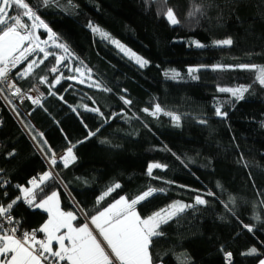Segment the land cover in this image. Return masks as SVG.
<instances>
[{
    "label": "trees",
    "instance_id": "trees-1",
    "mask_svg": "<svg viewBox=\"0 0 264 264\" xmlns=\"http://www.w3.org/2000/svg\"><path fill=\"white\" fill-rule=\"evenodd\" d=\"M25 2L76 61L91 70L99 87L67 78L54 83L63 63L57 67L51 55L25 77L18 73L27 64L14 73L24 96L15 97L18 107L7 99L13 111L0 99V206L15 201L9 211L12 226L19 229L16 236L36 230L37 238H44L38 229L48 215L36 204L53 191L62 210L72 211L76 223L83 224L81 213L88 219L121 196L130 201L151 186L158 191L138 205L142 218L176 201L193 205L161 224V234L152 238L149 248L153 264H228L227 253L232 264H260L264 86L254 82L256 69L228 66H264V0H59L49 6L40 0ZM169 7L180 24L171 25L163 15ZM197 7L200 13L189 18L188 12ZM89 24L148 63L138 66ZM224 39L232 44L214 43ZM53 66L56 73L50 71ZM194 67L216 68L214 81L190 74L188 69ZM172 71L180 74L175 80L165 76ZM41 77H47V83H40ZM241 85H251L242 100L219 91ZM30 92L40 98L39 105L27 98ZM156 104L162 111L152 115ZM216 107L227 115H216ZM165 113L180 116L179 123ZM134 123L144 133L131 141L122 130ZM70 143L76 160L64 167L59 157ZM152 164L165 167L149 175ZM46 172L52 177L40 183ZM33 178L39 185L35 189L29 183ZM114 183L120 188L98 204ZM22 188L36 194L34 202L25 201ZM197 195L207 203L195 204ZM253 247L257 252L246 254Z\"/></svg>",
    "mask_w": 264,
    "mask_h": 264
},
{
    "label": "snow or ice",
    "instance_id": "snow-or-ice-1",
    "mask_svg": "<svg viewBox=\"0 0 264 264\" xmlns=\"http://www.w3.org/2000/svg\"><path fill=\"white\" fill-rule=\"evenodd\" d=\"M59 0H40L42 6H49L51 4L58 5ZM70 2V0H69ZM200 8H194L188 12L189 18H195L197 13H200ZM11 13V14H10ZM163 15L171 25L180 24V20L176 17L172 8H167ZM24 18H27L25 22ZM43 27L48 33V40H54L55 34L51 32L48 25L37 14V11L30 7L29 3L25 0H0V91H3V85H7L10 91L14 94H21V89L11 82L10 66L15 68L17 65L23 63L33 53H43V58L37 56L36 59H32L27 63L24 70L20 71L18 75L25 77L29 75L34 66H39L37 61L42 64L44 59H47L50 55H55L46 50L41 45H47L48 40L41 41L37 35V29ZM89 27L93 32L99 33L103 38H109L106 32H103L99 27L89 24ZM122 52L134 58L136 63L141 67L145 66L148 62L131 52L130 49L124 47L117 40H111ZM196 47L203 48L205 45L194 42ZM216 45H231V39L218 40L214 42ZM27 45V46H25ZM57 48H63V51L67 55L69 49L63 44H55ZM65 55L56 56V64L65 60ZM82 64V62H81ZM216 68H220V65H216ZM236 67L239 69H256V75L254 82H258L261 86H264V66L258 67L256 65H249L247 63L228 66ZM51 72L56 73L58 68L53 66L50 69ZM76 72L81 73V68H76ZM90 72L91 70L88 69ZM199 71L198 68H189L188 72L195 73ZM63 73L61 72V76ZM179 73L172 71L171 73H165L166 77L170 79H177ZM67 79H73L74 77H66ZM196 77L193 76V79ZM40 83H47V77H41ZM60 77L54 78V83L58 84ZM83 83V80H80ZM50 85L49 87H53ZM92 86V85H89ZM99 87V85H96ZM251 85H241L235 88H220L221 92H230L237 100L244 98V93L249 90ZM33 90L39 91L34 88ZM110 91V89H107ZM28 99L32 100L33 104L39 105L40 98L33 99L28 96ZM121 99H124L121 97ZM125 104H130V100H124ZM89 111L99 112V109H87ZM144 111H148L145 109ZM162 109L159 104L155 105V111L152 115L161 112ZM216 115H224L220 107L215 109ZM171 116V118L177 122L180 121V116L173 113H165ZM101 115H103L101 113ZM107 122V121H105ZM204 123V121H201ZM98 131V129H97ZM89 135H95L94 132H90ZM75 145L69 144L66 149V154L61 156V161L64 167H67L70 163L76 160L73 149ZM51 163L55 165L57 163L55 154H52ZM165 167L160 164H152L148 168V174L151 175L154 168ZM52 177L51 172H46L43 176L39 177V182L43 183L45 180ZM33 189L38 187L36 178L29 181ZM119 183H114L106 188L103 194L98 198L99 204L106 196L115 189L120 188ZM19 187V186H17ZM22 192L26 197H31L29 203H32L36 199V194L28 188H22ZM42 191V190H41ZM158 189L149 186V188L142 194H139L132 198L130 201L121 196L115 202L110 203L103 210L96 212L88 218V222L82 225L74 226L73 221L77 219V215L72 211L64 212L60 210L58 193L53 191L51 195L46 198H41L40 203L36 204V207L44 208L46 212H49L50 219L41 228L39 232L44 233L43 239L36 238V230L32 232H23L19 237L16 236L17 227L12 226L5 228V221L9 225H12L13 218L7 215L12 207V203H9L7 207L0 206V264H61V262H67V264H152V256L149 248L152 243V238L160 235L158 231L162 223H167L169 219L177 216L179 213H183L186 208H192L191 204H184L180 201L172 203L168 208L162 209L153 213L152 215L142 218L136 210V205L141 201L150 197ZM163 192L164 189H159ZM208 195H214V193H207ZM207 201L200 195L195 197V204L205 205ZM234 203V200H233ZM264 204V201H261ZM227 207V205H225ZM259 220V217H255ZM89 223L94 226V229L98 233L94 234L92 228L89 227ZM249 231H252V226L244 225ZM65 241L68 243L66 244ZM53 242L58 245L56 250L53 249ZM257 252L256 248L250 249L246 254L251 255ZM8 254H11L10 256ZM230 258L231 253H227ZM264 264V260L260 262Z\"/></svg>",
    "mask_w": 264,
    "mask_h": 264
},
{
    "label": "rangeland",
    "instance_id": "rangeland-1",
    "mask_svg": "<svg viewBox=\"0 0 264 264\" xmlns=\"http://www.w3.org/2000/svg\"><path fill=\"white\" fill-rule=\"evenodd\" d=\"M29 23H31V21H29ZM103 31V30H102ZM105 32V31H103ZM107 33V32H106ZM42 34H45L46 37H43ZM108 37L109 38H104L105 40H108L109 42H111V40H115L109 33ZM37 35L40 37L41 41H46L48 40V35L49 33L43 28L40 27L37 29ZM118 41V40H117ZM112 43V42H111ZM55 44H63L61 43L56 37H54V40H48L47 45L42 44V47H45L47 51H49L50 53H54L55 55H51V56H59V55H65V60L63 61V75L61 76V73L59 74L58 77H60V80L65 79L66 77H74L73 79H68L71 80L77 84L80 85H84L87 87H95L98 88L96 85L97 82L96 80L93 78L92 74L88 71V69H86L85 67H83L82 65H80L77 61L76 58L71 54V52L69 51V53L71 54L70 56L65 54L63 51V48H57L55 47ZM120 44H122L120 42ZM64 45V44H63ZM112 45L119 51L121 52L125 57H127L128 59L132 60L135 64L136 61L134 58H131L129 55H126L124 52H122L115 44L112 43ZM123 45V44H122ZM125 47V46H124ZM126 48V47H125ZM128 49V48H127ZM132 52V51H131ZM40 58H43V53L42 56H39ZM37 56H35L33 59H36ZM46 59H44L45 61ZM38 65L40 66L41 64L39 63V60L37 61ZM138 66H140L139 64H137ZM27 66V65H26ZM38 66V67H39ZM37 66H34L33 71L38 68ZM141 67V66H140ZM144 67V66H143ZM26 68V67H25ZM76 68H81V72H83V76L81 75V73H78L75 71ZM194 68H198L199 71H197L198 75L200 76V79L202 81H206V82H212L214 81L212 72L214 70H216V68L214 67H194ZM66 73H68V75H66ZM80 80H83L84 82L81 83ZM92 85V86H89ZM8 96V97H7ZM5 96L6 101L9 104V101H12L13 104H15L17 106V101L15 100V97H10L9 95ZM8 99V100H7ZM13 100L15 102H13ZM10 105V104H9ZM18 107V106H17ZM221 116V115H220ZM173 120V119H172ZM174 121V120H173ZM144 133V130L141 126H138L137 124H131L130 126L124 128L122 130V135L128 139V140H135L137 138H139L142 134ZM176 217V216H175ZM174 218V217H173ZM173 218L169 219L168 221L172 220ZM164 224V223H162Z\"/></svg>",
    "mask_w": 264,
    "mask_h": 264
},
{
    "label": "built area",
    "instance_id": "built-area-1",
    "mask_svg": "<svg viewBox=\"0 0 264 264\" xmlns=\"http://www.w3.org/2000/svg\"><path fill=\"white\" fill-rule=\"evenodd\" d=\"M24 20H25V22H27V23H29L27 20H26V18H24ZM25 46H27V45H25ZM39 52H36V53H33L32 55H30L29 57H28V59L27 60H25L23 63H21V64H19V65H17L15 68H11V66H10V73H9V75H10V77H11V82H13V83H15V81H14V73L20 68V67H22L23 65H25V64H27L29 61H31L37 54H38ZM16 84V83H15ZM16 86H17V84H16ZM18 87V86H17ZM36 92H39V91H36ZM7 95H9L10 97H17V96H24V93L22 92V90H21V94H19V95H17V94H14V92L13 91H10L9 90V88H8V86L7 85H3V91H0V99H2V100H4V101H6V99H5V96H7ZM26 96L28 97V96H30V97H32L33 99H35V98H37V96H36V93H34V92H30V93H26ZM8 97V96H7ZM31 100V99H30ZM7 102V101H6ZM13 102H15L14 100H13ZM31 102H32V100H31ZM17 106H18V104H17ZM25 201L26 202H28L29 201V198L28 197H26L25 198ZM16 202H18V201H16ZM7 215H10L11 216V214H10V211L7 213ZM12 217V216H11ZM14 222V221H13ZM5 223V226H8V227H12V225H13V223H12V225H9L8 223H7V221H5L4 222ZM36 238H37V234H36ZM38 239V238H37ZM9 255V254H8ZM10 256V255H9ZM227 263L228 264H232V258L230 257H228L227 256ZM42 264H47V262H42ZM62 264V263H61Z\"/></svg>",
    "mask_w": 264,
    "mask_h": 264
},
{
    "label": "crops",
    "instance_id": "crops-1",
    "mask_svg": "<svg viewBox=\"0 0 264 264\" xmlns=\"http://www.w3.org/2000/svg\"><path fill=\"white\" fill-rule=\"evenodd\" d=\"M59 159H61V157H59ZM155 193H156V192H155ZM155 193H153L151 196H153ZM151 196H150V197H151ZM150 197H148V198H150ZM148 198H147V199H148ZM147 199H145V200H147ZM58 200H59L60 210L63 211L62 208H61V199H60L59 194H58ZM145 200H143V201H145ZM143 201H141L140 203H142ZM140 203H139V204H140ZM139 204L136 205V210H137V207H138ZM37 208H38L40 211L45 212V213L48 215V219H47V221H48V220L50 219V214H49V212H46V211L44 210V208H40V207H37ZM64 212H65V211H64ZM137 212H138V211H137ZM80 213H81V212H80ZM74 214H75V213H74ZM81 216H82L83 219H84V223H85V222H88V219L83 215V213H81ZM77 220H78V216H77V219H76L75 221H73V225H74V226L82 225V224H77V223H76ZM47 221H46L45 223H47ZM89 227L93 229L94 234H97V238L102 240V238L99 237L98 233H97L96 230L94 229V226H92V225L89 223ZM42 234H43V236L45 235L44 233H42ZM65 243L67 244L68 242L65 241ZM57 248H58V245H57L55 242H53V249L56 250ZM9 255H11V254H9ZM0 259H3V257H0ZM65 263L67 264L66 261H65ZM152 264H153V263H152Z\"/></svg>",
    "mask_w": 264,
    "mask_h": 264
},
{
    "label": "water",
    "instance_id": "water-1",
    "mask_svg": "<svg viewBox=\"0 0 264 264\" xmlns=\"http://www.w3.org/2000/svg\"><path fill=\"white\" fill-rule=\"evenodd\" d=\"M62 63H63V62L59 63V64L57 65V67H59ZM1 100H2V99H1ZM2 101H3V103L8 107L9 110L13 111L12 108H11V106L8 104V102H6V101H4V100H2Z\"/></svg>",
    "mask_w": 264,
    "mask_h": 264
}]
</instances>
